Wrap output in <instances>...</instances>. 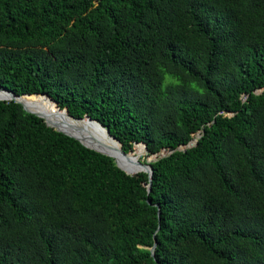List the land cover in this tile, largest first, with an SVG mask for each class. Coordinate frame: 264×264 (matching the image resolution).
<instances>
[{"label": "trees", "instance_id": "16d2710c", "mask_svg": "<svg viewBox=\"0 0 264 264\" xmlns=\"http://www.w3.org/2000/svg\"><path fill=\"white\" fill-rule=\"evenodd\" d=\"M0 89L152 168L0 101V264H264V0H0Z\"/></svg>", "mask_w": 264, "mask_h": 264}, {"label": "water", "instance_id": "95a60500", "mask_svg": "<svg viewBox=\"0 0 264 264\" xmlns=\"http://www.w3.org/2000/svg\"><path fill=\"white\" fill-rule=\"evenodd\" d=\"M24 96H18L10 91L0 89V101H13L16 104L20 105L22 109L39 119H41L47 127L52 128L58 133H61L73 140L79 142L82 146L87 149L93 150L97 153H100L104 156H107L113 159L115 165L125 172L127 175H135L138 173H145L149 178L148 192L151 187L152 179V168L148 163H142L140 161H133V171H125L119 166L117 156H122L125 159H130L121 148L118 151L110 148L106 141H104L103 134L110 138L112 141L117 142V140L110 135L108 128H105L102 124L97 121L91 120L90 118L75 119L72 118L64 111L50 112L46 110H41L36 106L26 103L24 101ZM199 136L196 138V140ZM118 143V142H117ZM119 144V143H118ZM191 144L188 145L190 147ZM146 153V152H145ZM150 204L149 202H147ZM159 216V208H158ZM156 247V240L154 239V245L150 249L151 256L154 257V249Z\"/></svg>", "mask_w": 264, "mask_h": 264}, {"label": "bare ground", "instance_id": "6f19581e", "mask_svg": "<svg viewBox=\"0 0 264 264\" xmlns=\"http://www.w3.org/2000/svg\"><path fill=\"white\" fill-rule=\"evenodd\" d=\"M24 101L26 103H30L34 106H36L37 108L41 109V110H46V111H50L48 108H46V106H44L42 103L38 102V101H34V100H31V99H28V98H25ZM50 112H55L57 113L58 111H50ZM103 134V137H104V141H106L107 145L110 147V148H113L114 150L118 151L119 148H121L120 146V143L118 144L117 142L115 141H112L110 138H108L106 135H105V132H101ZM122 149V148H121ZM123 151V150H122ZM127 155V154H126ZM142 156V153H138L137 155L135 156H131V155H128V157H130V159H125L123 158L121 155L120 156H117V159H118V163H119V166L124 169L125 171H133L134 170V166H133V161H140V158ZM141 162V161H140ZM151 182H152V179H151Z\"/></svg>", "mask_w": 264, "mask_h": 264}]
</instances>
